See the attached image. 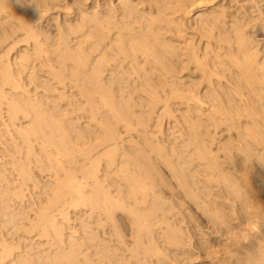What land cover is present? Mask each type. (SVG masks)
Returning <instances> with one entry per match:
<instances>
[{
  "label": "bare ground",
  "instance_id": "obj_1",
  "mask_svg": "<svg viewBox=\"0 0 264 264\" xmlns=\"http://www.w3.org/2000/svg\"><path fill=\"white\" fill-rule=\"evenodd\" d=\"M26 1L28 6L21 11L35 4L39 13L33 8L16 13L14 0H0V131L2 135L11 131L3 116L7 108L27 152L28 161L24 157L11 160L19 174L29 179V162L34 161L40 167L50 166L60 178L51 188L50 202L29 222H24L25 215L10 210L7 199L0 201V264L119 262L118 258L114 263L106 261L110 255L104 249L98 253L99 261L90 260L88 254L82 260L81 243L67 245L61 224L70 218L69 207L62 209L67 198L69 206L89 203L93 210L111 218L116 209L129 212L135 225L130 255L144 252L143 260L136 264L192 261L183 227L170 220L175 205H161L164 202L155 193L149 158L142 151L139 157H132L120 149L124 139L119 123L127 129L137 123L146 132L148 122L154 120L162 131V118L176 116L177 109L182 111L178 120L185 129L179 131V140L167 144L152 134L146 135V141L163 156L173 154L204 166L205 172L197 170L190 180L186 179L187 170L178 168V173L185 187L194 184L200 190L193 194L199 203L204 201L203 184L199 183L210 187L206 200L213 205L198 206L217 229L231 233L242 228V223L257 226L256 218L264 215L260 211L264 199L257 184L264 173V0ZM49 12L54 16L48 17ZM12 34L23 38L13 40V47L18 46L15 51H3ZM26 71L31 72L29 80L23 76ZM40 71L56 83L46 87L48 98L60 94L64 101L66 92L60 84L67 78L78 81L76 86L92 117L89 130L104 129L98 147L106 148L104 154L109 159L100 157L98 164L86 170L95 183L91 190L78 180L69 162L74 150L89 159L96 148L78 149L87 137L80 136L75 123L66 124L68 112L54 108L56 104L34 91L42 83ZM170 98L174 101L168 102ZM143 107V114L138 115ZM161 108L163 112L158 113ZM73 132L78 141L71 147ZM16 147L13 142L6 150L16 151ZM39 148L43 153L36 157ZM223 149L230 158L235 149L246 156L245 190L220 160L218 153ZM102 160L110 166L118 162L135 205L129 206L122 196L112 197L106 189L98 168ZM213 186H219L217 193ZM249 190L255 195L246 199ZM226 195L231 201L239 198L241 206L237 209L226 203ZM85 223L82 219L79 224ZM159 230L167 252L156 236ZM252 238L251 243L242 245L228 240L222 259L215 256L208 240L200 241L210 258L201 264H264V236L252 234ZM114 251L113 257L118 254L116 248ZM122 260L121 264H129L128 259Z\"/></svg>",
  "mask_w": 264,
  "mask_h": 264
},
{
  "label": "rangeland",
  "instance_id": "obj_2",
  "mask_svg": "<svg viewBox=\"0 0 264 264\" xmlns=\"http://www.w3.org/2000/svg\"><path fill=\"white\" fill-rule=\"evenodd\" d=\"M14 2L18 5V7L14 9V12L16 13L21 11V4L28 6L29 3V1L26 0H14ZM29 11H31V8L21 11V13H27ZM50 16H54L53 12L48 13V17ZM17 35L18 34H12L8 37V40L4 45L5 47L2 49L3 51L8 50L9 48L10 52L16 50V47L18 46L13 47V40H20L23 38V36ZM21 43H23V41L19 44ZM30 73L27 71L24 72V78L29 80ZM40 74L42 83H40V86L34 88V91L37 92L43 100H51L56 104L54 108L68 112L66 124L75 123L77 126L76 130L81 132L80 136L87 137L84 139L85 142L81 146H77V148L81 150L96 148L93 152L94 156L89 159H84L74 150V158L69 162L71 165L70 167L75 170L76 174H78V180L83 182L88 190H91L95 187V183L92 179L86 176V170L94 164H98L100 157L109 159V157L104 154L106 148H104L103 145L98 147L99 140L104 135V129L89 130V128H91L90 123L92 117L91 113L86 109L85 101L79 87L76 86L78 81L75 82L71 80V78H67L60 84L61 90L66 92V97L64 101H62L61 95H54L52 94L53 91H51L52 95L49 98L47 97L46 87H53L56 83L52 84V81L47 80L48 77L46 72L40 71ZM48 84L51 85L49 86ZM18 96L21 99H25L22 94H19ZM165 100L166 99L164 98L162 103H164ZM140 101L142 103V99ZM173 101L174 98L168 99V102ZM100 107L102 108L101 104ZM172 107H174L175 110L177 109L176 105H172ZM46 108H48V106H46ZM144 109L145 107L138 112V115H142ZM163 109L164 108H161L158 113H162ZM181 113L182 111L177 109L174 111L176 116H164L162 118V131L156 126L154 120L148 122V132H143L142 125L137 123L129 129H127L123 123H119L118 127L120 135H122V138L124 139L123 142H121L120 149L121 151L127 150L132 154V157H139L138 155L140 154V151L145 152L146 157L149 158L147 166L151 167V172L156 181L155 193L159 196V200L164 202L161 205H175L173 215H171V213L168 215H171V221H174L175 224L183 227L185 235L188 238L187 243L189 246L187 245V248L193 255V260L185 259L184 264H201L202 261H208L210 258L206 256L205 251L201 248L199 244L200 241L208 240L212 244L211 249L216 250L217 252L215 256L222 259L226 252L224 249L225 243H227L228 240L234 245H242L249 244L253 241L252 234L264 236L262 232V228H264V215L263 217L260 215L256 218L257 226L255 228L250 223H242L239 225L237 222L240 221L237 219H234L233 223L238 224L242 228H234L231 233L225 232L222 229H217L216 226H214L208 213L204 212L200 206H198L213 205L211 201L206 200L208 199V195L206 194L210 187L204 185L203 182L199 183L200 185L203 184L202 195L204 200L199 203L198 200L194 198L193 194H196L200 190L194 184L185 187L183 185V179L178 173V168L187 170L189 173L186 176V179L190 180L194 174H197V170L202 172L204 166L190 164V162H186L184 158H179L177 155L173 154H164L163 156L154 148L155 146L152 143L146 141V135L158 134V137L161 140L164 139L167 141V144L172 141L177 142L179 140V131L181 129L185 130L179 122L181 119ZM3 116L4 120H6L5 123L9 124L11 131L10 134L6 133L4 135H2L0 131V201L7 199L9 205H12L10 210L25 215L26 218H24V222H29L30 220L35 219V216L42 210V207L50 202L53 197L51 188L54 184H58L60 177L57 174L58 172L50 166L45 165L44 167H40L34 161L29 162V179L27 177L24 178L19 174V169H16L11 160L14 157H24V159L28 161V158H26L27 152L24 145L25 143L20 137L17 125L12 124L10 121L7 108L3 110ZM174 119L177 121L174 122ZM17 121L20 122V120ZM7 137H10V139L7 140ZM72 137L71 142L68 144L71 147H73L72 145H74L75 141H78L75 132L72 133ZM13 142L17 144V147L15 148L16 151H7L6 149ZM136 148L140 150H136ZM100 149L101 151H99ZM42 153L41 148H39L35 156L40 157ZM218 156L223 165L227 168L229 174L235 178L245 190L244 186L247 185L245 176L249 169L243 168L246 162V156L243 154V151L235 149L233 157L230 158L223 149L219 151ZM168 159L174 160V162H170ZM101 162L103 163L98 167L99 174L101 175L104 186L110 191L112 197L115 198L122 196L127 200L129 206L135 205L129 193V184L122 175V172L118 169V162L113 166L108 165L104 160ZM173 165H176L177 168L173 167ZM204 172L205 169L202 173ZM259 178L260 181L257 184L261 186L260 193L262 199H264V173H261ZM211 189L217 193L219 186H213ZM215 195L216 199H220L217 194ZM254 195L255 192L249 190L246 195L247 197L245 198H253ZM69 201L70 199L67 198L66 205H64L62 209L69 207L68 216L70 218L65 222L62 221L61 224L66 231L65 237L67 238V245L73 242L81 243V253L79 257L82 260L85 258V255L88 254L90 260L99 261L98 253L102 249L110 255L106 258V261L113 262L115 258L119 259V262H115V264H121V259H128L129 264H136L143 260L144 252L142 250L138 253L137 257H132L130 255V253H132V250L130 249L134 247L135 225L133 217L129 212L122 209H116L111 218L101 210H93L89 206V203L75 208L74 206H69ZM225 201L237 209L241 206V200L239 198H235L234 201H231L229 196L226 195ZM253 204H255L254 200L251 201L250 205L252 206ZM226 210L228 211L229 209ZM260 211H264V205ZM55 212L59 213L60 211L56 210ZM58 217L61 218V216ZM82 219L86 222L84 225L79 224ZM157 226V224L154 225V227ZM15 235L17 236V234ZM70 235L72 237H69ZM156 236L158 237V241L162 248L165 250V244L162 241L160 230L156 232ZM115 248L117 249L118 254L113 257ZM165 252L167 251L165 250ZM124 260H122V262ZM221 264H224V262L222 261Z\"/></svg>",
  "mask_w": 264,
  "mask_h": 264
},
{
  "label": "snow or ice",
  "instance_id": "obj_3",
  "mask_svg": "<svg viewBox=\"0 0 264 264\" xmlns=\"http://www.w3.org/2000/svg\"><path fill=\"white\" fill-rule=\"evenodd\" d=\"M20 6L23 7L25 5L21 4ZM29 7L33 8V9H36L37 12L39 13V7L37 5L33 4V5H30Z\"/></svg>",
  "mask_w": 264,
  "mask_h": 264
}]
</instances>
